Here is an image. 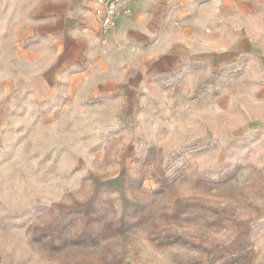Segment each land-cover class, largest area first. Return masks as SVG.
<instances>
[{"label":"rangeland","instance_id":"374dc122","mask_svg":"<svg viewBox=\"0 0 264 264\" xmlns=\"http://www.w3.org/2000/svg\"><path fill=\"white\" fill-rule=\"evenodd\" d=\"M86 1L0 0V264H264V0Z\"/></svg>","mask_w":264,"mask_h":264},{"label":"crops","instance_id":"0c3cea01","mask_svg":"<svg viewBox=\"0 0 264 264\" xmlns=\"http://www.w3.org/2000/svg\"><path fill=\"white\" fill-rule=\"evenodd\" d=\"M149 4L150 2H157V0H138L137 3H143ZM85 10L86 15L91 20L92 26L98 29L94 15L91 11L92 6L94 5V0H87L85 3ZM125 17H122L121 21H123ZM99 30V29H98ZM240 47V45H236L234 49L232 48L230 51H212L208 48H206V52L197 53L194 51L189 50L188 48L184 46H177L173 49L169 54L172 56H187V57H197V58H203L206 59V61H209L212 64H222L224 61L228 60L229 58H235L237 56V50ZM264 55V53H263ZM264 58V57H263Z\"/></svg>","mask_w":264,"mask_h":264},{"label":"built area","instance_id":"2783aa9c","mask_svg":"<svg viewBox=\"0 0 264 264\" xmlns=\"http://www.w3.org/2000/svg\"><path fill=\"white\" fill-rule=\"evenodd\" d=\"M133 0H94L91 11L100 32L104 33L116 25L120 15L129 8Z\"/></svg>","mask_w":264,"mask_h":264}]
</instances>
